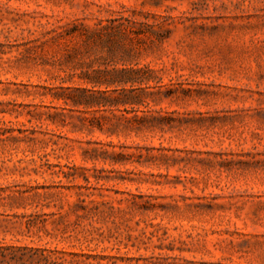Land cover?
I'll return each mask as SVG.
<instances>
[{
  "label": "rangeland",
  "instance_id": "374dc122",
  "mask_svg": "<svg viewBox=\"0 0 264 264\" xmlns=\"http://www.w3.org/2000/svg\"><path fill=\"white\" fill-rule=\"evenodd\" d=\"M121 17L160 81L112 134L40 43ZM0 264H264V0H0Z\"/></svg>",
  "mask_w": 264,
  "mask_h": 264
},
{
  "label": "trees",
  "instance_id": "16d2710c",
  "mask_svg": "<svg viewBox=\"0 0 264 264\" xmlns=\"http://www.w3.org/2000/svg\"><path fill=\"white\" fill-rule=\"evenodd\" d=\"M154 25L138 23L132 17L106 20L105 23L98 21L93 26L83 23H66L54 27L45 33L46 38L40 43L44 44L63 41L65 48L61 58L54 59L45 57L44 64L56 67L62 77L53 76L55 80L60 78V86L54 95V99L62 100L70 111L82 113H107L112 115L111 119L117 122L108 128L112 134L123 124L131 121H140L145 117L134 115L120 118L113 114V110L119 106H130L141 104L140 97L131 95L136 89L149 87V82L160 81L157 72L147 66L138 67L134 60L142 56L143 52L150 49L157 42L151 40L148 34ZM161 41V40H160ZM75 42L78 46L69 48ZM39 48V46H37ZM100 51H106V56L100 55ZM158 80V81H157ZM137 86L136 88H134ZM66 93V94H65ZM118 93V95H113ZM120 111V110H119ZM124 113L137 112L136 109H123ZM98 120V127L102 130Z\"/></svg>",
  "mask_w": 264,
  "mask_h": 264
}]
</instances>
